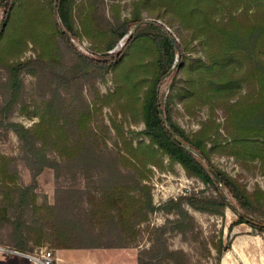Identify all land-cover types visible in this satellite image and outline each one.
I'll list each match as a JSON object with an SVG mask.
<instances>
[{"label": "trees", "instance_id": "trees-1", "mask_svg": "<svg viewBox=\"0 0 264 264\" xmlns=\"http://www.w3.org/2000/svg\"><path fill=\"white\" fill-rule=\"evenodd\" d=\"M16 1L0 0L5 8L0 70L6 73L0 84V130L14 133L19 142L18 158L0 154V229L7 217L13 228L5 248L28 255L45 243L53 250L135 248L137 264H192L188 253L169 244L171 234L197 237L190 209L223 216L228 207L239 214L230 228L245 223L264 232V193L259 188L250 193L211 161L209 145L220 124L209 118L196 132L187 133L170 113L175 88L187 111L195 103L208 106L211 117L215 109H223L222 127L229 140L225 149L235 157H252L264 172V0H138L131 17L116 16L104 30H89L97 25L92 18L96 0H84L83 33L90 39L93 33L101 37L89 54L75 44L81 34L74 27V0H49L48 10L36 4L39 1H29L27 8ZM143 7L162 11L177 22L202 55L185 56L186 46L176 40L173 45L161 25L143 22ZM28 43L34 58L9 59ZM68 59L75 64L68 66ZM176 68L181 71L179 79ZM110 71L116 83L110 97H123L118 100L120 114L125 118L127 112L133 113L143 124L127 139L110 117L111 129L123 138L121 148L117 142L109 145V126L102 125L99 137L93 123L101 109L86 103L80 83L103 79ZM24 74L47 78L44 94L30 103L23 96ZM73 87L78 105L69 98ZM98 101L102 103L101 97ZM17 109L37 121L30 127L12 121ZM137 137L143 139L135 145ZM160 157L178 164L213 192L192 191L155 206L146 180L152 174L149 166L162 168ZM18 162L34 182L45 169H52L57 178L75 171L87 183L86 190L64 188L66 197L59 203L38 207L32 188L17 182ZM29 211L35 222L22 220ZM156 211L174 217L151 228L149 246L140 248L141 227ZM200 246L205 259L212 257L215 264L228 248L221 239L218 244L202 240Z\"/></svg>", "mask_w": 264, "mask_h": 264}, {"label": "rangeland", "instance_id": "rangeland-1", "mask_svg": "<svg viewBox=\"0 0 264 264\" xmlns=\"http://www.w3.org/2000/svg\"><path fill=\"white\" fill-rule=\"evenodd\" d=\"M31 0H17L16 5H20L23 8H27L28 2ZM39 1L36 4L44 6V9H49V0H34ZM86 1V0H85ZM138 0H96L94 5L96 7L95 13L92 18L96 19V26L89 27V30L99 27L100 29H107L109 24L114 23L115 17L119 16L120 19L129 18L134 10V3ZM84 0H74L72 8V16L74 20V27L80 34V40L75 41L77 48L89 54L91 47H97L101 41V37L97 33H93L91 38L84 35L83 29L87 31V28H83L81 19L83 12L82 3ZM86 6V5H85ZM141 18L143 22H156L161 25L171 36L174 41L181 43L185 47V56L187 57H198L202 53L198 50V44L196 41L188 42V36H186L177 22L172 20L169 16L162 13V11H153L149 8H141ZM5 19V8L0 6V29ZM107 22V23H106ZM109 23V24H108ZM131 30L130 33H132ZM93 41V43L91 42ZM26 49L19 54H14L9 59L13 60L15 57H19L20 60H26L34 58L35 51L30 43ZM122 42H119L117 47H121ZM194 48L197 50H194ZM68 66L75 64L74 60H67ZM40 74V73H38ZM41 75V74H40ZM181 71L176 68V77L181 78ZM6 77V73L3 69L0 70V84L2 79ZM24 82V98L30 103L31 100H37L40 94H44L46 91L47 78L42 76L32 77L29 74L22 76ZM115 75L113 71H110L105 77L92 78L91 80H82V95L86 103L95 105L96 109H101L100 112H96L94 118V129L101 138L103 136L102 125L110 127V138L108 139L109 145L118 143L119 148L122 146L123 138L118 136L115 130L111 129L110 117L114 118L116 123L120 124L121 132L125 135V138H133V132H138L143 129V124L140 122V118L133 113H126V117L120 114V108L118 100L122 98H111L110 95L116 91ZM163 88L168 89L166 85ZM70 99H73L75 105H78L79 100L77 99V88L73 87L69 90ZM168 92V91H167ZM179 88H175L172 93L170 102V113L172 119L182 127L187 133H194L201 127V122H206L209 118L212 121L220 124L218 133L212 136L213 142L210 143L209 147L213 149L211 151L212 163L223 172L234 178L241 185H244L250 193L255 192L256 189H260L264 193V172L261 165L257 160L252 157H235L231 155L226 149L225 144L229 141L227 135L223 130V122L225 118V111L223 109H215L213 117L210 114V108L208 106H200L199 103L193 105L192 110L187 111L183 102L178 97ZM101 97L102 103L98 101ZM106 97L110 98V102L106 101ZM237 97L235 98V100ZM1 100V92H0ZM114 110L117 111L115 116ZM12 121L21 123L25 127L32 126L36 121L37 117H26L23 116L17 109L13 116ZM134 139V144L143 138ZM227 139V140H226ZM145 140V139H144ZM0 154L10 156L11 158H18L19 155V142L16 135L12 132L5 133L0 130ZM162 168L149 166L152 169V174L146 180V183L151 187V193L153 198V204L159 206L169 199H175L181 195L189 194L192 191L205 190L206 195H210L213 190L205 189V187L196 179L187 176L185 171L178 164L169 162L166 157H160ZM20 179L17 181L21 187H31L35 194L36 204L38 207L44 208L59 203L66 197L62 192V189L67 190H86L87 183L84 179L76 175L75 171L67 172L62 177L56 176L52 169H45L35 180L32 179L30 172L18 162L17 165ZM76 196V195H75ZM77 199V197H75ZM189 213L194 217L197 229L195 230V240L191 235L183 238L177 234H171L169 236L170 247L174 250H183L188 253L192 259V264H215L213 259L216 256V252L211 248L212 257L205 259V253L200 246V241L205 240L208 243L218 244L221 239L223 241V247L225 249L223 257L218 264H222L223 258L228 257L227 264H264V232L259 229L251 228L249 225L243 223L240 225L230 226L236 223L239 219V214L232 211L230 208H225L223 216L211 215L207 213H200L193 210H189ZM174 216L167 215L163 212H154L150 216L148 224H144L141 227V240L140 248L143 246H149V230L153 227H159L163 225L168 218ZM254 217V216H252ZM255 219V217L253 218ZM11 218L7 217L1 225L0 232V246L10 244V235L12 233ZM22 220H28L35 222L36 217L29 211ZM199 239L198 241H196ZM138 252V249H136ZM40 251H50L54 257L57 250H53L49 244H43L42 250H35V254ZM120 253V252H119ZM126 258L125 254H121ZM57 256L62 259V262H53V264H79L85 262V257L90 256L93 259H97L105 264H113L114 257L113 251L104 249H91V250H62L57 251ZM114 256V257H113ZM113 257V258H112ZM132 258H130L131 262ZM21 262L23 260H20ZM28 261V260H27ZM136 262V259H134ZM28 263V262H27ZM32 263V261L30 262Z\"/></svg>", "mask_w": 264, "mask_h": 264}, {"label": "crops", "instance_id": "crops-1", "mask_svg": "<svg viewBox=\"0 0 264 264\" xmlns=\"http://www.w3.org/2000/svg\"><path fill=\"white\" fill-rule=\"evenodd\" d=\"M104 250L113 251V254L115 255V257L113 256L114 258L112 257L114 259L113 264H137V253L138 252L135 248L104 249ZM57 251H62V250H57ZM57 251L54 257L55 259H57L55 262H62V259L57 256ZM13 252L15 251L0 246V264H40L34 260L29 259L28 257L23 256V255H28V254L21 253L23 255H18V254H14ZM121 254H125L126 258H124ZM130 258H132L131 262H130ZM228 258H229V254L227 258L226 257L223 258L222 264H227ZM84 259H85V262L79 263V264H105L104 262H101L97 259H93L90 256H87ZM134 259H136V262L134 261ZM20 260H23V261L21 262ZM31 261L32 263H30Z\"/></svg>", "mask_w": 264, "mask_h": 264}, {"label": "built area", "instance_id": "built-area-1", "mask_svg": "<svg viewBox=\"0 0 264 264\" xmlns=\"http://www.w3.org/2000/svg\"><path fill=\"white\" fill-rule=\"evenodd\" d=\"M29 259L34 260L40 264H53L55 258L50 251H40L38 254L29 255Z\"/></svg>", "mask_w": 264, "mask_h": 264}, {"label": "water", "instance_id": "water-1", "mask_svg": "<svg viewBox=\"0 0 264 264\" xmlns=\"http://www.w3.org/2000/svg\"><path fill=\"white\" fill-rule=\"evenodd\" d=\"M55 1H56V0H55ZM171 42H172L173 45H175V41H174V39L171 38ZM161 117L163 118V114H162V113H161ZM13 253H14V254H18V255H23V254H21V253H19V252H16V251L13 252ZM23 256L29 258V255H23Z\"/></svg>", "mask_w": 264, "mask_h": 264}]
</instances>
